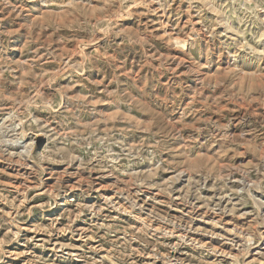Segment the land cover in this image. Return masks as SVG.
<instances>
[{"label": "rangeland", "instance_id": "rangeland-1", "mask_svg": "<svg viewBox=\"0 0 264 264\" xmlns=\"http://www.w3.org/2000/svg\"><path fill=\"white\" fill-rule=\"evenodd\" d=\"M0 264H264V0H0Z\"/></svg>", "mask_w": 264, "mask_h": 264}, {"label": "bare ground", "instance_id": "bare-ground-1", "mask_svg": "<svg viewBox=\"0 0 264 264\" xmlns=\"http://www.w3.org/2000/svg\"><path fill=\"white\" fill-rule=\"evenodd\" d=\"M145 35V34H144ZM186 42V41H185ZM178 44V43H177ZM184 46H185V44H184Z\"/></svg>", "mask_w": 264, "mask_h": 264}]
</instances>
